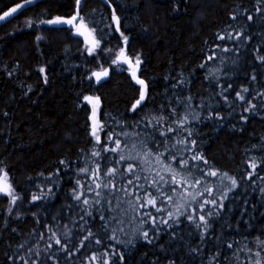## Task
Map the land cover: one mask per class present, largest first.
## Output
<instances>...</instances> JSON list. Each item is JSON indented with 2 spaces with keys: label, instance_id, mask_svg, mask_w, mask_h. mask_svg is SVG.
I'll list each match as a JSON object with an SVG mask.
<instances>
[{
  "label": "trees",
  "instance_id": "16d2710c",
  "mask_svg": "<svg viewBox=\"0 0 264 264\" xmlns=\"http://www.w3.org/2000/svg\"><path fill=\"white\" fill-rule=\"evenodd\" d=\"M17 5L0 20V264H264V0H0V16Z\"/></svg>",
  "mask_w": 264,
  "mask_h": 264
},
{
  "label": "rangeland",
  "instance_id": "374dc122",
  "mask_svg": "<svg viewBox=\"0 0 264 264\" xmlns=\"http://www.w3.org/2000/svg\"><path fill=\"white\" fill-rule=\"evenodd\" d=\"M57 17L61 18L62 21H71V23H63V22H61V23H55V24L54 23H48V21H54V20H56ZM46 23L47 24H51V25H67V26H71V27H74L75 28L77 26V24H78V20H76V19L73 20V17L72 16L71 17L55 16V17H53L51 19H48L46 21ZM120 54H121V52H120ZM120 54L118 53L117 59H118V61L120 63L124 64L123 61L120 59ZM124 57L126 58V60L130 61L131 62V65H132V60H131V58L129 59V57L127 56L126 53H124ZM135 63H137V64L140 63V60L138 59V60L134 61L133 62V66H135ZM101 75L102 74H99V76H101ZM12 180H13V174L12 173H9V172L6 173L5 176L0 179V187L1 186H4L5 183L10 184ZM0 190H1V188H0Z\"/></svg>",
  "mask_w": 264,
  "mask_h": 264
},
{
  "label": "snow or ice",
  "instance_id": "6c2138e0",
  "mask_svg": "<svg viewBox=\"0 0 264 264\" xmlns=\"http://www.w3.org/2000/svg\"><path fill=\"white\" fill-rule=\"evenodd\" d=\"M26 2H30V0H26ZM78 3H79V0H78ZM19 7H21L20 5H17V8H19ZM17 8H13V9H11V11L10 12H6L5 14H4V16H0V19H4L6 16H9V15H11L12 13H14L16 10H17ZM74 19H76V17H73V20ZM61 22H63V23H71V21H62L61 20V18H59V17H57L56 18V20H54V21H48V23H61ZM38 39H39V37H38ZM97 75H99V74H97ZM138 83H141V84H143V81H138ZM144 99V95H143V93L141 94V97H140V100H138L136 103L137 104H140V102L142 101ZM241 99H243V97H241ZM135 107V106H134ZM133 147H135V145L133 146ZM113 150H115V149H113ZM136 157H133V156H129L128 157V159H135ZM121 159H125V157L124 156H121ZM129 172H131L132 170H133V167L130 165L129 166ZM210 175H216V173L215 172H211L210 173ZM161 179H163V177H161ZM173 180H175V177L173 176ZM233 182V184H235L236 182H235V180H233L232 181ZM130 183H131V181H130ZM155 183V182H154ZM4 191H7V189H3ZM173 191H175V189H173ZM149 196H151V193H149ZM15 199V198H14ZM34 199H36L35 197H34ZM87 201H85V203H86ZM149 203H152L153 205L155 204V198L154 197H152L151 199H149V201H148ZM204 218L203 217H201V220H203ZM144 235H145V237H147V233H144ZM57 243H59V240H57Z\"/></svg>",
  "mask_w": 264,
  "mask_h": 264
},
{
  "label": "water",
  "instance_id": "95a60500",
  "mask_svg": "<svg viewBox=\"0 0 264 264\" xmlns=\"http://www.w3.org/2000/svg\"><path fill=\"white\" fill-rule=\"evenodd\" d=\"M79 3H80V0H79ZM13 8H17V7H16V6H15V7H12V8H10L8 11H6V12H10L11 9H13ZM17 10H18V8H17ZM17 10H16L15 12H17ZM6 12H5V13H6ZM15 12H14V13H15ZM5 13H4V14H5ZM14 13H12V14H14ZM4 14H3L2 16H4ZM12 14H11V15H12ZM9 16H10V15H9ZM9 16H6L5 18H7V17H9ZM5 18H4V19H5ZM111 18H112V21H113V24H114L115 29L118 30V28H119V20H120V17L118 16V14H116L115 12H113L112 15H111ZM0 20H3V19H0ZM75 30H80V23L77 24ZM124 53H125V50L122 49V50H121V54H120V59L123 61L124 64L131 66V67H130V72H131V74H132L134 77H136V74H137V72H138L139 67H138V66L136 67V66L131 65V62L128 61V60H126V58L124 57Z\"/></svg>",
  "mask_w": 264,
  "mask_h": 264
},
{
  "label": "bare ground",
  "instance_id": "6f19581e",
  "mask_svg": "<svg viewBox=\"0 0 264 264\" xmlns=\"http://www.w3.org/2000/svg\"><path fill=\"white\" fill-rule=\"evenodd\" d=\"M77 33V32H76Z\"/></svg>",
  "mask_w": 264,
  "mask_h": 264
}]
</instances>
